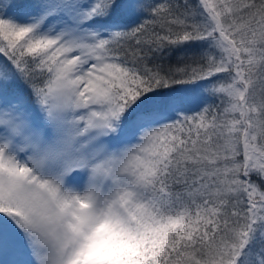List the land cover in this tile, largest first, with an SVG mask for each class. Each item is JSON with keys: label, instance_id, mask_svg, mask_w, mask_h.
Instances as JSON below:
<instances>
[{"label": "snow or ice", "instance_id": "6c2138e0", "mask_svg": "<svg viewBox=\"0 0 264 264\" xmlns=\"http://www.w3.org/2000/svg\"><path fill=\"white\" fill-rule=\"evenodd\" d=\"M0 264H264V0H0Z\"/></svg>", "mask_w": 264, "mask_h": 264}]
</instances>
